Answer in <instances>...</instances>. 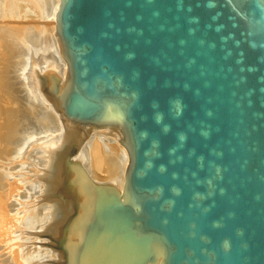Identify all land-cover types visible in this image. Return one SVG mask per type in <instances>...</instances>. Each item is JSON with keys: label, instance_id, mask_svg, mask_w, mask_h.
<instances>
[{"label": "water", "instance_id": "1", "mask_svg": "<svg viewBox=\"0 0 264 264\" xmlns=\"http://www.w3.org/2000/svg\"><path fill=\"white\" fill-rule=\"evenodd\" d=\"M72 120L117 127L74 264H264V0H60Z\"/></svg>", "mask_w": 264, "mask_h": 264}, {"label": "bare ground", "instance_id": "2", "mask_svg": "<svg viewBox=\"0 0 264 264\" xmlns=\"http://www.w3.org/2000/svg\"><path fill=\"white\" fill-rule=\"evenodd\" d=\"M59 5L0 0V55L13 64L11 82L0 83V264H74L93 189L123 193L129 155L117 127L62 109Z\"/></svg>", "mask_w": 264, "mask_h": 264}, {"label": "rangeland", "instance_id": "3", "mask_svg": "<svg viewBox=\"0 0 264 264\" xmlns=\"http://www.w3.org/2000/svg\"><path fill=\"white\" fill-rule=\"evenodd\" d=\"M9 18V17H8ZM7 18V19H8ZM9 20V19H8ZM30 21H33L32 23H35V25L37 24V22H39V18H34V19H29ZM11 22V21H10ZM14 23V22H13ZM53 26H54V28H55V21H53ZM0 51H1V55H3L2 53H4L3 52V50H1V48H0ZM0 55V83L2 84V88H6L5 86L6 85H8L7 83L8 82H11V79H12V75L11 76H9L10 74H13L12 72H10V71H12L13 70V67L11 66V65H13V64H10V62L9 61H7L6 60V62L5 61H3L4 59H6V57L5 56H1ZM8 56V55H7ZM3 62V63H2ZM8 62H9V64H10V66H8L9 64H8ZM8 64V65H7ZM2 65V66H1ZM7 66L9 67V68H7ZM12 67V68H11ZM4 68V69H3ZM3 70V71H2ZM2 71V72H1ZM9 71V72H8ZM5 72V73H4ZM2 74H3V76H2ZM50 74H52V72L50 73ZM6 75H8V76H6ZM6 77H10L9 79L8 78H6ZM3 78V79H2ZM8 80V82L6 83V81ZM2 81H3V83H2ZM4 81H5V83H6V85H5V83H4ZM10 84V83H9ZM0 87H1V85H0ZM6 90V89H5ZM3 91V89H0V94L1 93H3L2 92ZM9 106V105H8ZM10 107V106H9Z\"/></svg>", "mask_w": 264, "mask_h": 264}]
</instances>
